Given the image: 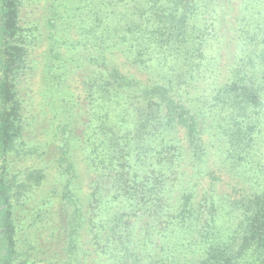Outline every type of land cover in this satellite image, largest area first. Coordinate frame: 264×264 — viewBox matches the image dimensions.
I'll use <instances>...</instances> for the list:
<instances>
[{"label": "trees", "instance_id": "1", "mask_svg": "<svg viewBox=\"0 0 264 264\" xmlns=\"http://www.w3.org/2000/svg\"><path fill=\"white\" fill-rule=\"evenodd\" d=\"M0 264H264V0H0Z\"/></svg>", "mask_w": 264, "mask_h": 264}]
</instances>
